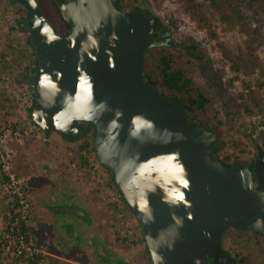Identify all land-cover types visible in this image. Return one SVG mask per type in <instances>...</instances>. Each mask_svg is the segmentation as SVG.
I'll list each match as a JSON object with an SVG mask.
<instances>
[{
	"label": "water",
	"instance_id": "water-1",
	"mask_svg": "<svg viewBox=\"0 0 264 264\" xmlns=\"http://www.w3.org/2000/svg\"><path fill=\"white\" fill-rule=\"evenodd\" d=\"M16 1L37 55L33 120L46 140L93 123L97 156L140 221L154 264L217 253L229 226L264 235V148L257 145L253 170L224 165L216 131L145 80V53L160 41L149 10L54 0L70 25L60 34L38 0Z\"/></svg>",
	"mask_w": 264,
	"mask_h": 264
},
{
	"label": "rangeland",
	"instance_id": "rangeland-1",
	"mask_svg": "<svg viewBox=\"0 0 264 264\" xmlns=\"http://www.w3.org/2000/svg\"><path fill=\"white\" fill-rule=\"evenodd\" d=\"M120 4L123 9L145 8L158 17L171 30L173 44L167 46L180 48L188 40L200 45L206 62L195 67L193 75L202 86L219 91L238 105L242 80H246L264 97V87L255 83L258 79L264 81L261 71L241 73L240 79L235 80L215 40L189 19L175 0H166L161 8L153 0H121ZM25 14V7L16 0H0V239L9 244V238H5L6 216L17 207L15 200L22 198L26 206L20 211L37 233L33 234L31 245L44 255L42 263L103 264L113 255L136 260L145 244L142 228L137 216L121 200L106 167L94 152L81 151L80 139L70 140L53 131L46 140L45 131L29 117L34 98L25 79V67L33 63L34 57L27 42L29 31H22L18 25ZM171 15L176 26L169 22ZM212 29L232 52H238L243 45L240 30L229 27L218 14L213 15ZM256 52L264 67V46ZM258 119L259 116L244 113L231 131L227 124H215L216 131L228 142L224 152L235 150L239 162L246 164L254 158L256 136L247 139L238 130L250 127ZM240 139L243 144L238 148L233 141ZM4 159L9 169L2 166ZM130 231L136 240L130 239ZM260 261L264 262V256ZM17 262L10 250L0 256V264Z\"/></svg>",
	"mask_w": 264,
	"mask_h": 264
},
{
	"label": "trees",
	"instance_id": "trees-1",
	"mask_svg": "<svg viewBox=\"0 0 264 264\" xmlns=\"http://www.w3.org/2000/svg\"><path fill=\"white\" fill-rule=\"evenodd\" d=\"M42 1V0H41ZM158 8L166 0H153ZM181 7L189 19L194 21L199 28L207 31L211 39L216 42V48L221 51L224 61L229 65L233 72L235 80L240 79V74L250 75L257 70L261 71L264 76V67L257 49L264 46V0H175ZM39 5L45 13L47 19L54 26L55 30L60 34H65L70 30L69 23L63 18L56 2L54 0H38ZM121 2V0H119ZM121 6V4H120ZM43 7V8H42ZM122 7V6H121ZM218 14L223 22L231 28H238L244 35L243 45L239 47L238 52H232L226 43L220 42L218 35L212 29L213 15ZM170 24L177 25L173 15L170 16ZM25 15H23L18 23L22 31L28 32L24 27ZM27 42L32 48L34 57L33 63L25 67V79L31 85L34 72L37 68V55L34 46L30 40V34L27 36ZM206 62V55L200 45L193 40L183 43L180 48H172L169 46H156L150 48L145 53V74L144 78L148 82L154 84L160 92L181 104L187 109L189 118L199 121L202 124L213 128L216 131V125L227 124L229 131L236 127L237 118L242 117L245 113L250 117L259 116L257 123H251L250 127L245 126L244 130L239 129L238 132L244 138L250 139L255 135L254 142L256 146L259 144L264 148V97L261 92L252 88L251 81L242 80V90L239 95L238 105L233 101L225 99L219 91L212 88L202 86L197 82L193 75L195 67L203 66ZM260 88L264 87V81L256 80L255 82ZM220 104V108L215 106ZM34 106L30 108L29 117L32 122L40 127L32 116ZM217 120V122H215ZM84 130L79 134L70 138L68 135L62 134L70 140L80 139L81 151L94 152L95 126L91 122H83ZM41 128V127H40ZM250 131V133L248 132ZM219 144L215 151L216 156L226 166H232L239 162V154L233 150L225 153L228 142L222 137L221 133L216 131ZM243 141L234 140V146L241 148ZM245 146L241 150H244ZM237 150V149H236ZM257 152L254 158L248 161V166L253 170ZM104 165V164H103ZM110 173L111 182L114 183L121 200L130 210V213L136 216L133 208L123 196L122 191L116 183L114 172L110 167L104 165ZM254 180L255 177H254ZM18 204V203H16ZM13 211V209L11 210ZM5 232L11 235H24L28 240L27 233L34 234L32 227L21 217L20 213L11 214L7 217ZM141 227V225H140ZM37 234V233H35ZM143 240H145L143 238ZM1 247V243H0ZM2 251L0 250V256ZM23 264H42L45 259L44 255L35 252L32 256H21ZM18 263V262H17Z\"/></svg>",
	"mask_w": 264,
	"mask_h": 264
},
{
	"label": "flooded vegetation",
	"instance_id": "flooded-vegetation-1",
	"mask_svg": "<svg viewBox=\"0 0 264 264\" xmlns=\"http://www.w3.org/2000/svg\"><path fill=\"white\" fill-rule=\"evenodd\" d=\"M134 9L145 8L138 7ZM150 16L154 20L152 37L156 39L160 38V41L153 44L151 48L167 46L168 44L172 45L171 30L162 25L158 17L152 13H150ZM81 123L83 124V122ZM255 184H257L256 180ZM143 238L145 239L144 233ZM144 241V247L136 256V260L126 259L120 255H113L108 261H102L103 264H154L146 239ZM220 246L221 249L217 253L215 251L212 253L207 251L201 254L197 262H189L188 264H264L263 261H260L264 256V235L257 234L251 230L229 226L221 236ZM205 248L204 246L202 247V249Z\"/></svg>",
	"mask_w": 264,
	"mask_h": 264
},
{
	"label": "built area",
	"instance_id": "built-area-1",
	"mask_svg": "<svg viewBox=\"0 0 264 264\" xmlns=\"http://www.w3.org/2000/svg\"><path fill=\"white\" fill-rule=\"evenodd\" d=\"M10 157V154L7 153V158ZM3 167H5L6 169H9L10 168V165L9 163H7V160L4 159L3 161ZM10 179L12 181H14V175L10 173ZM24 199L22 198H18L17 200H15V203L14 205L17 206L15 207V209H13V211H11V214H15V213H20L21 217L27 222V219H26V214L25 213H22L20 211L21 207L22 206H26L24 205ZM18 203V204H16ZM16 210H18V212H16ZM11 214H9L8 217L11 216ZM131 234H132V231H130V234H129V237L131 240H136V238L134 237H131ZM7 237L5 238H9L8 241L9 244H5V242H3V239H0V243H1V247H0V250L2 251H5V250H10V252L12 251V254H14L17 259H18V263L19 264H23L24 261L21 259V256L23 255V253L25 254V257H29V256H32L36 251V249L34 247H32L31 243L33 241V234L32 233H27V236H28V240L26 239V236L24 235H11V234H6ZM44 264V263H42Z\"/></svg>",
	"mask_w": 264,
	"mask_h": 264
}]
</instances>
